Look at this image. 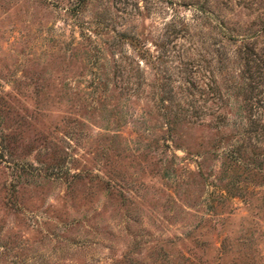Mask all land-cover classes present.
<instances>
[{
	"label": "rangeland",
	"instance_id": "1",
	"mask_svg": "<svg viewBox=\"0 0 264 264\" xmlns=\"http://www.w3.org/2000/svg\"><path fill=\"white\" fill-rule=\"evenodd\" d=\"M0 264H264V0H0Z\"/></svg>",
	"mask_w": 264,
	"mask_h": 264
},
{
	"label": "trees",
	"instance_id": "2",
	"mask_svg": "<svg viewBox=\"0 0 264 264\" xmlns=\"http://www.w3.org/2000/svg\"><path fill=\"white\" fill-rule=\"evenodd\" d=\"M118 37L119 38H121L122 36H121V33L120 34H118ZM137 50L139 51L138 53H139V57H143L144 56V54H143V52H144V49H142L141 50V48H137ZM137 63V62H136ZM162 98V97H161Z\"/></svg>",
	"mask_w": 264,
	"mask_h": 264
}]
</instances>
